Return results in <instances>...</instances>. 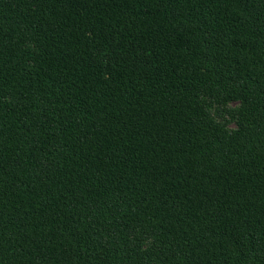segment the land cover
Masks as SVG:
<instances>
[{"label":"trees","instance_id":"16d2710c","mask_svg":"<svg viewBox=\"0 0 264 264\" xmlns=\"http://www.w3.org/2000/svg\"><path fill=\"white\" fill-rule=\"evenodd\" d=\"M0 264H264V0H0Z\"/></svg>","mask_w":264,"mask_h":264}]
</instances>
